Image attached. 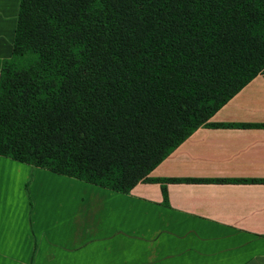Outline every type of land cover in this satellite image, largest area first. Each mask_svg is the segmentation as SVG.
Returning a JSON list of instances; mask_svg holds the SVG:
<instances>
[{
  "label": "trees",
  "instance_id": "obj_1",
  "mask_svg": "<svg viewBox=\"0 0 264 264\" xmlns=\"http://www.w3.org/2000/svg\"><path fill=\"white\" fill-rule=\"evenodd\" d=\"M258 75L264 0H19L0 157L121 193L157 183L167 204L166 184L197 180L149 174Z\"/></svg>",
  "mask_w": 264,
  "mask_h": 264
},
{
  "label": "crops",
  "instance_id": "obj_2",
  "mask_svg": "<svg viewBox=\"0 0 264 264\" xmlns=\"http://www.w3.org/2000/svg\"><path fill=\"white\" fill-rule=\"evenodd\" d=\"M19 0H0V61ZM128 193L0 157V264H264V76ZM256 180V181H254ZM262 180V181H259Z\"/></svg>",
  "mask_w": 264,
  "mask_h": 264
}]
</instances>
